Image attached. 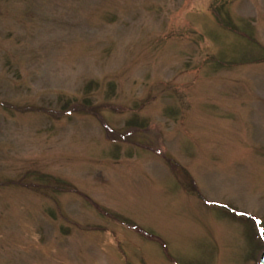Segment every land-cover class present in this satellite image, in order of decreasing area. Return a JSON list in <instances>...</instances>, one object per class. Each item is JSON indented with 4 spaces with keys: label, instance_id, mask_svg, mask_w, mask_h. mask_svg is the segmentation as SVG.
Here are the masks:
<instances>
[{
    "label": "rangeland",
    "instance_id": "rangeland-1",
    "mask_svg": "<svg viewBox=\"0 0 264 264\" xmlns=\"http://www.w3.org/2000/svg\"><path fill=\"white\" fill-rule=\"evenodd\" d=\"M263 251L264 0H0V264Z\"/></svg>",
    "mask_w": 264,
    "mask_h": 264
},
{
    "label": "trees",
    "instance_id": "trees-1",
    "mask_svg": "<svg viewBox=\"0 0 264 264\" xmlns=\"http://www.w3.org/2000/svg\"><path fill=\"white\" fill-rule=\"evenodd\" d=\"M68 109H70V110H74L75 112H79V113H81V112H84L83 110H85V109H88V110H91L92 112H93V114H95V115H100V113L99 112H97V110H95V109H93V108H87V107H81V108H78V107H74V105L72 106H69V108ZM172 166H173V164H172ZM43 183V182H42ZM48 184V185H47ZM65 186H66V184H59V183H57V184H52L51 182H46L44 185H38V184H30L29 186H28V188L29 189H33V190H37V191H39L40 189L42 190V191H47V190H55V191H57V192H60V191H63V190H65V189H67V188H65ZM71 192V191H70ZM73 192H75V191H73ZM121 220H122V222H124L127 226H130L133 230H135V231H137V232H139V234H145V232L142 230V228H140L139 226H137V225H134V224H132L130 221H128V220H126V219H124V218H121V217H119ZM143 234V235H144ZM151 237V239L152 240H154L155 238H154V236H150Z\"/></svg>",
    "mask_w": 264,
    "mask_h": 264
},
{
    "label": "water",
    "instance_id": "water-1",
    "mask_svg": "<svg viewBox=\"0 0 264 264\" xmlns=\"http://www.w3.org/2000/svg\"><path fill=\"white\" fill-rule=\"evenodd\" d=\"M261 264H264V253L261 256Z\"/></svg>",
    "mask_w": 264,
    "mask_h": 264
}]
</instances>
